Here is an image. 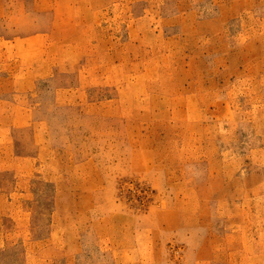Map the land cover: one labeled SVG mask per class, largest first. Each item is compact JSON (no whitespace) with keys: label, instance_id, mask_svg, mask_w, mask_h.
Segmentation results:
<instances>
[{"label":"rangeland","instance_id":"rangeland-1","mask_svg":"<svg viewBox=\"0 0 264 264\" xmlns=\"http://www.w3.org/2000/svg\"><path fill=\"white\" fill-rule=\"evenodd\" d=\"M0 264H264V0H0Z\"/></svg>","mask_w":264,"mask_h":264}]
</instances>
